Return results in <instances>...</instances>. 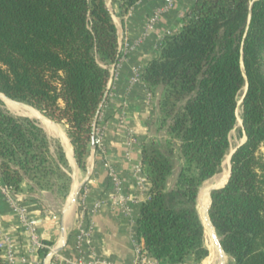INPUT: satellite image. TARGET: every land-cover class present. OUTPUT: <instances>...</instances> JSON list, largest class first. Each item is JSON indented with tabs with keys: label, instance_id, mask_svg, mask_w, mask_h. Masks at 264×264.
Returning a JSON list of instances; mask_svg holds the SVG:
<instances>
[{
	"label": "trees",
	"instance_id": "obj_1",
	"mask_svg": "<svg viewBox=\"0 0 264 264\" xmlns=\"http://www.w3.org/2000/svg\"><path fill=\"white\" fill-rule=\"evenodd\" d=\"M139 1L113 0L120 15ZM119 59L106 0H0V94L63 125L81 170ZM141 78L150 92L163 88L159 120L184 159L167 189L171 142L167 154L154 140L141 145L140 168L149 182L136 219L141 252L157 264H199L207 257L199 189L220 173L244 94L239 133L245 142L231 156L228 183L210 194L208 217L232 264H264V0H192ZM57 150L55 158L34 121L0 106L1 184L17 194L26 173L39 179L59 163L67 167ZM38 251L42 258L48 253ZM0 264H6L1 256Z\"/></svg>",
	"mask_w": 264,
	"mask_h": 264
},
{
	"label": "crops",
	"instance_id": "obj_2",
	"mask_svg": "<svg viewBox=\"0 0 264 264\" xmlns=\"http://www.w3.org/2000/svg\"><path fill=\"white\" fill-rule=\"evenodd\" d=\"M191 4L192 0H179L173 10L163 12L162 0H140L128 15L114 20L119 42L123 39L131 44L139 41L138 46L125 55L115 76L108 82L105 102L99 114L107 159L120 180L121 193L128 198L127 211H122L121 207L113 204L115 191L100 158L91 155V145L86 156V169L81 170L76 166L68 138L71 157L60 139L68 165L78 168L72 176V186L66 198L58 200L39 189L25 188L17 193L29 218L37 222V232L42 242H47L46 246L52 250L59 248V251L49 257L51 252L48 249L47 255L42 258L39 249L31 244L18 215L0 194V243L7 241L12 258L11 262H7L6 251L0 249V256L6 264H76L79 258L101 259L109 264H134L136 219L140 204L147 198L149 189L147 177L140 168V150L141 145L151 137L149 124L156 116L158 106L155 95L148 99L149 93L142 81L129 85L131 68H139L142 74L146 63L157 56L163 38L182 25L180 17ZM154 14L158 15V20L153 29L142 38L147 21ZM60 130L65 134V128L64 131ZM130 134L136 139V143L131 146L128 145ZM78 186L81 187L80 191H86L88 209L94 203L101 202L100 208L92 217L80 218L78 199L71 203V195ZM170 186L168 179L167 187ZM201 194L199 190L197 210L204 226V245L208 255L199 264H232L227 254L218 251L215 236L218 241L219 238L213 227V234L208 233L211 246L206 244L207 229L200 215ZM208 209L209 204L206 214ZM90 223L89 243L83 242L80 245L77 240L79 229ZM183 264L194 263L187 261Z\"/></svg>",
	"mask_w": 264,
	"mask_h": 264
},
{
	"label": "rangeland",
	"instance_id": "obj_3",
	"mask_svg": "<svg viewBox=\"0 0 264 264\" xmlns=\"http://www.w3.org/2000/svg\"><path fill=\"white\" fill-rule=\"evenodd\" d=\"M178 1L179 0H173L172 6L168 9H165L164 8L165 7V5H164L165 0H162L163 6L161 9H163V12L171 11V10H173L174 5ZM106 2H107L109 10L111 11V13L113 15L114 20L116 18H118V19L124 18L132 10L131 9L130 11L125 13L124 15H120L119 10H118V6L116 3L113 2V0H106ZM189 11H190V8L186 9V11L182 14V17H180L181 24L185 20V17L189 13ZM177 30H175V31H177ZM175 31H173V32H175ZM173 32H170L169 34H171ZM120 42H119V38H118V44ZM147 90H148V88H147ZM244 91H245V89H244ZM148 93L150 95L149 98H151V95H155V97L157 99L158 110L156 112V116L153 117L152 121L149 124V126H150L149 131H150L151 137H150V139L147 140V142H149V140H154V142L157 144L158 148L162 152H164L165 154H167V151H168L167 150L169 147L168 142H171L172 148H173V154L171 155V161L173 164V169H172V173H171L170 177L168 178L171 186L169 188L167 187V189H172L174 187L176 178H177L181 168L184 166V159L182 158V156L180 154L179 142L167 134L166 128L163 126L161 120H159V118L161 119L160 112H159V103H160V100L162 99V96H163V88L161 86H155L151 92L148 90ZM0 95H2V94H0ZM243 96H244V94L240 95L238 98V108L236 110V116H237L236 117V125H235V128L231 131V133L229 135L230 146H229L228 153L224 157L225 160L227 159V157H229L230 153L245 139L243 134L240 135V133H239V128H241V126H242L241 119L239 117V105L241 104ZM14 102H16V101H14ZM16 103L28 106L25 103H21V102H16ZM0 106L6 113H8L9 115H11L15 118H28L29 120L34 121L35 124L43 131L44 135L46 136L50 154L56 158V152L58 151L57 148L60 147L62 149L61 141H60V138L58 136H56L55 134H52L50 132H47L43 123L40 122L37 118L22 116L16 112L12 111L11 109H9L6 106L5 102L1 98H0ZM28 107H30V106H28ZM49 123L54 125L58 130H60V128H61L64 131V127L61 124H58V123H55L52 121H50ZM57 125L60 126V128ZM61 133L64 136H66L62 131H61ZM62 151H63V149H62ZM224 159H223L222 164H221L220 173L215 175V177L213 176L214 178L212 177L213 178L212 180L209 179L208 182L207 181L204 182L199 189L200 193H202V190L205 189L208 185L214 183L217 178L222 176V174L224 173V169H225V166L223 165L224 161H225ZM66 162H67V160H66ZM50 165H51V163H50ZM67 165H68V163H67ZM76 166H75V168L72 166H69V165L67 167H64L62 164L59 163L58 169H50L48 167L49 169L47 170V174L45 176H41L39 179H33L31 176L32 173L28 172V173H26V175L23 176V182L21 184V187H22V189L26 188L27 190H30V189L31 190H33V189L43 190V191L48 192V194L52 195L53 197H55L58 200L65 199L66 196L68 195L69 190L71 189V186H72V176H74V173L78 169L77 168L78 166L77 167ZM229 166H230V162H229L228 167ZM79 193H80V190L78 191L77 199L79 198ZM200 200L201 199L199 197V201ZM75 202H77V200ZM200 213H201L200 215H202V211ZM205 239H206V244L208 246H211V244H210L211 238L209 237L207 230H205Z\"/></svg>",
	"mask_w": 264,
	"mask_h": 264
},
{
	"label": "built area",
	"instance_id": "obj_4",
	"mask_svg": "<svg viewBox=\"0 0 264 264\" xmlns=\"http://www.w3.org/2000/svg\"><path fill=\"white\" fill-rule=\"evenodd\" d=\"M172 1L173 0H165V9H168L172 6ZM158 20V15L154 14L149 20L147 21V24L144 29V34L142 38H145V36L148 34L149 31H151L155 25V23ZM139 41L134 42L133 44L128 43L127 40L123 39L119 43V53H120V59L118 63L115 66H112L110 69V79H112L118 68L120 67V64L122 61H124L125 55L129 52L132 51L136 46H138ZM110 81V80H109ZM141 71L137 67H132L131 68V77L129 79V85L133 86L134 84L141 82ZM143 82V81H142ZM150 95L148 94V99ZM103 126L100 122V118L98 117L97 121L94 123L93 128H92V140L94 144V149L91 150V155L94 157H99L102 163V167L105 169L107 172V175L112 183L113 189L115 191V195L113 196V204L116 206L121 207L122 211H127V202L128 198H126L122 193H121V183L110 166L108 159H107V152L106 148L104 146L103 142ZM136 143L135 137L130 134L129 136V143L128 145L131 146L132 144ZM0 194L4 196L8 204L11 206V208L16 212L18 215L19 221L23 227L28 232L31 244L33 245L34 248L40 249V248H47L50 250V255L51 257L53 254V250L46 246L42 240L40 239L38 232H37V222L31 218H29L27 210L25 209L24 206L21 205V201L16 193H14L9 187L3 185L0 183ZM78 204L80 206V218L85 219L87 217H92L100 208L101 202H96L92 205L91 208L88 209L87 207V194L85 190H81L78 198ZM91 233V223L87 227H82L79 229L78 235H77V240L78 243L81 245L83 242H88L89 235ZM6 241V240H5ZM7 242V241H6ZM6 242L0 243V249H4L7 253V262H11V254L8 250ZM134 246V252H135V262L134 264H157L156 261L148 258L143 252H141V248L139 243L134 241L133 243ZM76 264H109L106 260H101V259H91V260H84L82 258H79L76 262Z\"/></svg>",
	"mask_w": 264,
	"mask_h": 264
},
{
	"label": "bare ground",
	"instance_id": "obj_5",
	"mask_svg": "<svg viewBox=\"0 0 264 264\" xmlns=\"http://www.w3.org/2000/svg\"><path fill=\"white\" fill-rule=\"evenodd\" d=\"M0 98L5 102L6 106L9 109H11L12 111H14V112H16V113H18L19 115H22V116H28V117H31V118H37L40 122H42L47 132L55 134L56 136H58L61 139L62 143L64 144V146H65V148L67 150V153H68L69 157H71L70 156L71 155L70 147H69V144L67 142L66 137L54 125L49 123L42 115H40L36 110H34L31 107H28V106H25V105H22V104H18V103L14 102V101L5 99V97H3V95H0ZM223 165L225 166V169H224V173L222 174V176L217 178L214 183L208 185L205 189H203L202 194H201L202 219H203V222L205 224V227L207 228L208 233H211V235L213 234L212 230H211L212 227L210 226V224L208 222L207 214H206V209H207L208 204H209V190L213 186H222L223 183H225L227 181V179L229 177V167H228V165H229V157H227V159L224 161Z\"/></svg>",
	"mask_w": 264,
	"mask_h": 264
},
{
	"label": "water",
	"instance_id": "obj_6",
	"mask_svg": "<svg viewBox=\"0 0 264 264\" xmlns=\"http://www.w3.org/2000/svg\"><path fill=\"white\" fill-rule=\"evenodd\" d=\"M4 96V95H3ZM5 98H7V97H5ZM8 99V98H7ZM40 113V112H39ZM43 116V115H42ZM44 117V116H43ZM45 118V117H44ZM46 119V118H45ZM46 120H48V119H46ZM49 121V120H48ZM50 122V121H49ZM245 142V139L230 153V155H229V162H230V159H231V156H232V154L236 151V149L239 147V146H241L243 143ZM91 149H94V144H93V140L91 141ZM230 170H231V167L229 166V177H228V179H227V181L222 185V186H214V187H212L210 190H209V194H211V192L212 191H214V190H216V189H219V188H222L223 186H225L227 183H228V181H229V178H230ZM80 186H78L77 188H76V190H75V192L71 195V203H74L76 200H77V197H78V191L80 190ZM210 203H211V199H210ZM210 203H209V206H210ZM208 211V210H207ZM207 219H208V222H209V224H210V226L211 227H213L212 226V224H211V222H210V219H209V217H208V213H207ZM215 243H216V246H217V249H218V251L220 252V253H222L223 254V249H222V247H221V245H220V243H219V241L217 240V238H216V236H215ZM59 251V248H56V249H54L53 250V252H52V254H55L56 252H58Z\"/></svg>",
	"mask_w": 264,
	"mask_h": 264
}]
</instances>
